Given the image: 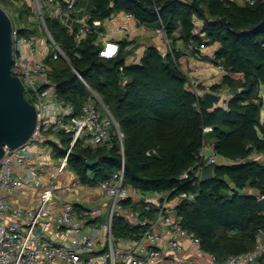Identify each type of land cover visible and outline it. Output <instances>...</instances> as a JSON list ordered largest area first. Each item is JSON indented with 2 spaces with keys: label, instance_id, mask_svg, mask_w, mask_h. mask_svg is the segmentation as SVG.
Masks as SVG:
<instances>
[{
  "label": "trees",
  "instance_id": "16d2710c",
  "mask_svg": "<svg viewBox=\"0 0 264 264\" xmlns=\"http://www.w3.org/2000/svg\"><path fill=\"white\" fill-rule=\"evenodd\" d=\"M78 5L86 6L92 24L124 11L142 24L163 26L172 40L174 57L151 46L140 62L128 64L127 49L133 40H121L118 53L105 56L97 33L76 39L59 18L45 13L46 26L66 56L54 50L44 59L59 97L81 114L94 90L123 134V144L114 130L112 139L98 147L85 138L72 146L73 134L52 125L41 133L54 158L71 149L68 167L90 185L109 179L125 163L127 183L144 193H195L192 201L178 209L184 226L196 232L203 248L220 260L252 250L256 231L264 228L259 202L264 196V158L255 157L264 156V1L79 0ZM35 15L23 1L21 35L37 34ZM196 18L202 21L199 29ZM178 40L198 47L220 44L212 61L216 64L220 59L227 72L222 83L211 89L232 90L226 106L208 109L189 88L179 65ZM205 144L213 145L229 162L215 164L212 179H182ZM248 187L260 197L246 193ZM114 230L119 237L134 232L121 218L115 220Z\"/></svg>",
  "mask_w": 264,
  "mask_h": 264
},
{
  "label": "built area",
  "instance_id": "2783aa9c",
  "mask_svg": "<svg viewBox=\"0 0 264 264\" xmlns=\"http://www.w3.org/2000/svg\"><path fill=\"white\" fill-rule=\"evenodd\" d=\"M25 1L32 6L59 53L62 50L46 26L45 13L59 18L76 39L93 33L99 36L104 34L96 28V21L93 24L89 21V17L74 27V12L79 0ZM258 1L264 0H243L241 4ZM0 4L13 19L12 72L23 81L25 96L32 101L38 112V126L32 138L17 148L6 147L0 160V264H264V228L256 231L255 247L252 250L230 254L220 260L215 254L207 252L196 232L183 224L184 216L178 208L192 201L196 194L186 191L174 194V190L144 193L127 183L125 163L109 179L97 185L83 183L80 179L72 183L73 186H84L88 191L95 189L103 193L106 201L90 206L77 207L63 198L61 189L54 183L46 184L43 168L36 165L31 148V143L41 140L43 129L54 125L56 129L71 132L72 146L80 138H85L91 146L98 147L112 139L114 130L123 144V134L110 108L94 90L81 114L75 113L72 103L59 97L56 85L48 77L49 67L37 57L40 46L38 37L36 34L21 35V26L14 13L4 1L0 0ZM157 13L160 14L159 10ZM126 16L134 17L127 12ZM156 31L161 35L162 43L167 46V52L174 57V47L167 30L161 26ZM110 46L115 47L113 53L109 52ZM189 46L200 57L201 50L207 47ZM118 50L119 44L106 41L101 54L110 57L116 55ZM215 57L214 54L212 58ZM217 61V67L226 73L221 60ZM188 86L198 94L195 79L189 80ZM70 152L71 149L58 159L52 178L68 168ZM220 159L213 145L205 144L196 162L181 178L193 180L200 177L204 168L213 167L220 163ZM29 186L39 190V201L33 209L24 211L8 202L4 196V193L11 196L22 194ZM55 200L57 206L53 205ZM23 214L26 220L21 224L16 219ZM118 218L134 228L132 236L116 235L114 222ZM43 219L57 226L58 236L68 231L69 242L60 244L46 237L40 229ZM201 255H206V259L200 260Z\"/></svg>",
  "mask_w": 264,
  "mask_h": 264
},
{
  "label": "crops",
  "instance_id": "0c3cea01",
  "mask_svg": "<svg viewBox=\"0 0 264 264\" xmlns=\"http://www.w3.org/2000/svg\"><path fill=\"white\" fill-rule=\"evenodd\" d=\"M241 3L243 0H236ZM74 27H78L80 22L89 17L85 5H78L74 12ZM196 25L201 27L202 21L199 18L195 20ZM96 28L103 32V36H99V42L104 46L106 41H112L119 44L121 40H133L134 43L128 46L127 63H138L144 52L151 46L159 48L163 53H167V46L162 43L161 35L156 31V26L145 25L138 21L135 17L128 18L126 12H118L103 21H96ZM176 49L180 52L179 65L181 70L187 75L188 81L195 79L198 84V95L201 97L205 92L211 91L221 95V100L215 106L222 107L233 95L232 90L223 86L217 90L211 87L221 84L225 72L221 71L212 61L213 55L220 47L219 43L207 46L201 50V57L194 53L190 46L184 40H178ZM48 50V49H47ZM39 51V49H38ZM263 116V112H262ZM264 119V118H263ZM211 130V128L209 129ZM44 140V142H43ZM46 138L42 135L41 142L43 146H34L32 148L35 154L36 165L43 168V179L46 184L54 183L59 187L63 198L74 203L77 207L90 206L98 202H105L103 193L100 190L88 191L84 186H73L72 183L79 180L78 175L69 167L63 172L52 178L55 174L58 159L53 156V149L49 144L45 143ZM256 158L263 159V155H256ZM229 160L221 157L220 163H228ZM246 193L257 194L258 192L252 188H246ZM5 198L13 205L21 207L24 211L35 208L39 201V190L36 188L26 187L22 194L8 195L4 193ZM259 196V195H258ZM260 197V196H259ZM262 197V196H261ZM260 197V198H261ZM53 205L57 206L58 202L53 201ZM19 223L24 224L26 220L25 214L16 219ZM56 225L48 219H43L40 229L43 234L60 244L69 242V232L66 231L62 236L56 234ZM200 260L206 259V255H201Z\"/></svg>",
  "mask_w": 264,
  "mask_h": 264
},
{
  "label": "water",
  "instance_id": "95a60500",
  "mask_svg": "<svg viewBox=\"0 0 264 264\" xmlns=\"http://www.w3.org/2000/svg\"><path fill=\"white\" fill-rule=\"evenodd\" d=\"M13 19L0 4V160L6 147L17 148L28 142L37 130L38 112L36 106L25 96V85L21 78L13 74ZM62 55H64L61 52ZM221 95L207 91L202 101L208 109H217ZM87 163L92 162L87 160ZM214 177L213 167L204 168L200 180ZM264 210V196L259 199Z\"/></svg>",
  "mask_w": 264,
  "mask_h": 264
},
{
  "label": "rangeland",
  "instance_id": "374dc122",
  "mask_svg": "<svg viewBox=\"0 0 264 264\" xmlns=\"http://www.w3.org/2000/svg\"><path fill=\"white\" fill-rule=\"evenodd\" d=\"M25 1V0H18V1H13V0H4L5 3H7V5L9 6V8L11 9V11L14 13V15L16 16L19 25L22 27V22L19 18L20 15V5L21 3ZM34 25L37 27L38 32L36 34V36L38 37L39 40V51H38V59L39 60H43L46 57V53H47V49L49 50L48 52L53 53L55 52L54 50H57L56 46L54 44H51L48 39V34L47 31L44 29L45 27H43L37 17V15H35V19H34ZM63 52V51H62ZM49 54V53H48ZM64 54V52H63ZM64 57L65 54L63 55ZM262 93L264 95V86L262 87ZM263 118H264V107H263ZM41 137H42V133H41ZM44 142V140H43ZM43 146V143L41 142V140L39 139L38 141H35L33 143H31V148H33L34 146Z\"/></svg>",
  "mask_w": 264,
  "mask_h": 264
},
{
  "label": "bare ground",
  "instance_id": "6f19581e",
  "mask_svg": "<svg viewBox=\"0 0 264 264\" xmlns=\"http://www.w3.org/2000/svg\"><path fill=\"white\" fill-rule=\"evenodd\" d=\"M114 50H115V47L114 46H110L109 47V52L113 53Z\"/></svg>",
  "mask_w": 264,
  "mask_h": 264
},
{
  "label": "snow or ice",
  "instance_id": "6c2138e0",
  "mask_svg": "<svg viewBox=\"0 0 264 264\" xmlns=\"http://www.w3.org/2000/svg\"><path fill=\"white\" fill-rule=\"evenodd\" d=\"M105 54H108V53H105Z\"/></svg>",
  "mask_w": 264,
  "mask_h": 264
}]
</instances>
